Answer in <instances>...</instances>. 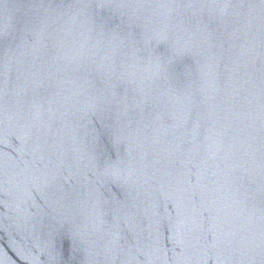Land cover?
Here are the masks:
<instances>
[{"label": "water", "instance_id": "obj_1", "mask_svg": "<svg viewBox=\"0 0 264 264\" xmlns=\"http://www.w3.org/2000/svg\"><path fill=\"white\" fill-rule=\"evenodd\" d=\"M0 264H264V0H0Z\"/></svg>", "mask_w": 264, "mask_h": 264}]
</instances>
